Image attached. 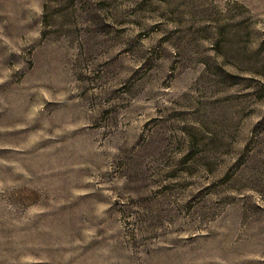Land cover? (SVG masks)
<instances>
[{
  "label": "rangeland",
  "instance_id": "374dc122",
  "mask_svg": "<svg viewBox=\"0 0 264 264\" xmlns=\"http://www.w3.org/2000/svg\"><path fill=\"white\" fill-rule=\"evenodd\" d=\"M0 264H264V0H0Z\"/></svg>",
  "mask_w": 264,
  "mask_h": 264
}]
</instances>
